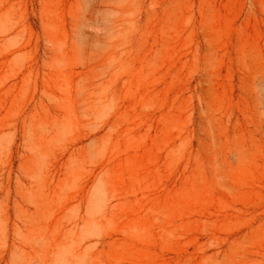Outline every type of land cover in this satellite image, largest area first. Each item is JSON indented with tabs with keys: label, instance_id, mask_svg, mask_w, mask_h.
Wrapping results in <instances>:
<instances>
[{
	"label": "rangeland",
	"instance_id": "374dc122",
	"mask_svg": "<svg viewBox=\"0 0 264 264\" xmlns=\"http://www.w3.org/2000/svg\"><path fill=\"white\" fill-rule=\"evenodd\" d=\"M0 264H264V0H0Z\"/></svg>",
	"mask_w": 264,
	"mask_h": 264
},
{
	"label": "bare ground",
	"instance_id": "6f19581e",
	"mask_svg": "<svg viewBox=\"0 0 264 264\" xmlns=\"http://www.w3.org/2000/svg\"><path fill=\"white\" fill-rule=\"evenodd\" d=\"M79 1V0H78ZM84 2V1H83ZM86 2V1H85ZM87 3V2H86ZM90 14H92V11H90L89 12ZM85 21V22H84ZM84 21H81V24H76L77 26H75L76 27V31H78V33H80V34H84L82 31H83V29H84V27H86V26H91V24H92V21H90V20H84ZM83 22V23H82ZM88 22H90V23H88ZM80 23V22H79Z\"/></svg>",
	"mask_w": 264,
	"mask_h": 264
}]
</instances>
